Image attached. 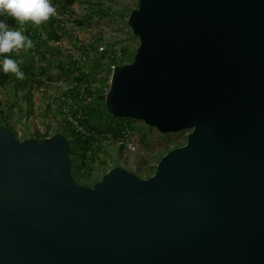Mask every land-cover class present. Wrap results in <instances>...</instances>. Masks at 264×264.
Masks as SVG:
<instances>
[{"label":"water","instance_id":"1","mask_svg":"<svg viewBox=\"0 0 264 264\" xmlns=\"http://www.w3.org/2000/svg\"><path fill=\"white\" fill-rule=\"evenodd\" d=\"M128 25L106 110L186 143L89 186L64 134L0 125V264H264V0H138Z\"/></svg>","mask_w":264,"mask_h":264},{"label":"rangeland","instance_id":"2","mask_svg":"<svg viewBox=\"0 0 264 264\" xmlns=\"http://www.w3.org/2000/svg\"><path fill=\"white\" fill-rule=\"evenodd\" d=\"M53 6L56 12L51 18L60 25L55 28V33H50L52 31L44 26L45 22L39 26L31 23L20 26L11 18L6 20L10 27L20 28L33 43L30 49L10 54L19 63L24 79L18 80L11 73L6 83L0 85V123L13 127L21 140L34 137L38 131L49 136L61 133L73 141L72 129L66 124L62 107L67 102V91L76 81L95 84L96 97L89 105L96 110L97 120L106 124L110 116L104 112L105 101L98 97L106 96L109 89L108 67L121 60L131 62L132 59L124 56L123 49L127 48L132 54L139 45V37L128 25L130 12L138 6V0H57ZM100 46H104V50ZM107 50L108 55L102 58L100 69L92 70V64ZM110 51L116 56L115 61L111 60ZM74 60L83 69L75 71ZM59 64H63L64 70ZM117 122L127 123L138 131V147L135 150L122 148L116 134L106 131V127L94 129V135L85 145L89 148L94 145L96 149L92 169L96 180L115 164L131 171L140 169L139 174L143 177L153 174L160 158L169 150L184 145L189 133L185 130L162 134L138 119L120 118ZM82 148L84 145H74L72 149L73 174H78ZM81 176L75 179L85 184L86 171ZM89 183L95 182L90 180Z\"/></svg>","mask_w":264,"mask_h":264},{"label":"trees","instance_id":"3","mask_svg":"<svg viewBox=\"0 0 264 264\" xmlns=\"http://www.w3.org/2000/svg\"><path fill=\"white\" fill-rule=\"evenodd\" d=\"M57 0H53V2H52V5L56 2ZM67 1H69V0H67ZM60 23V22H59ZM44 26L47 28V29H50L52 32H50V33H55V28L56 27H60V25L57 23V20L55 19V18H51L50 17V19L48 20V21H46L45 23H44ZM50 36L51 37H53L54 36V34H50ZM97 50H98V48H97ZM135 51H136V49H135ZM135 51H134V53H132V54H129V50L127 49V48H124L123 49V54H124V56L126 57V58H130V59H132L133 60V58H134V54H135ZM111 52V51H110ZM109 52V53H110ZM102 56L100 57V60H97V61H95L93 64H92V66H93V68H92V70L94 69V71H96V70H98V69H100V67L102 66V58H104V57H106V55H108V50L107 51H104V52H102ZM110 56H111V60L112 61H115L117 58H116V56L111 52L110 53ZM116 63H119V64H125V63H128L127 61H119V62H116ZM73 66L72 67H74L73 69L75 70V71H79V70H81V69H83V68H81L79 65L77 66V61L76 60H74L73 61V64H72ZM59 67H61L62 68V70H64V67H63V64H59ZM73 69H71V71L73 70ZM10 76H11V73H2V72H0V85L1 84H5L6 83V81L8 80V78H10ZM19 80V79H18ZM100 91V93H102V90H99ZM88 93H91V90L90 89H88V91H87ZM18 93V95H19V92H17ZM67 93L68 94H66V96H67V102H64V103H67L68 104V102H69V98H72V99H74L75 101H78L79 102V104H81L82 102H83V96H81V92H80V90H78V87L77 86H74L73 88H70V90H68L67 91ZM98 99H100V100H103V101H105V96H103V94H101V95H99V97H98ZM94 111H96L92 106H91V104L89 105V103H87V104H84V107H83V115H84V119H82L81 120V124H84V125H88L89 127H90V129L91 130H94V129H96L97 127L98 128H101V127H106V128H104L106 131H108V132H111V133H113V134H117V127H119V126H121L122 124L121 123H123V122H117L118 121V119H120V118H115V117H113L107 110H106V107H104V112L108 115V116H110V120H107L108 122H106L105 120H103V122L105 121V123L106 124H101L100 122H99V120H97V119H99V118H96L95 117V115H96V113L97 112H95L94 113ZM94 116V118H93V121H94V123H93V121H92V119H91V117H93ZM4 121V120H3ZM66 124H67V126L69 127V128H71L72 129V135H73V138H72V140L73 141H70V143H71V153H72V149H73V147H74V145H76V146H78L79 147V145H84V148H82V151H81V153H80V155H79V157H78V159H79V165H78V168H77V173L78 174H75L74 173V176L76 177V178H78V177H82L81 176V170H85L86 171V176L87 177H85V185H89V186H91L92 184H90L89 183V181L90 180H94V182H97L98 180H100V179H97L96 180V178L94 179V177H93V171H92V169H93V164H94V162H95V156H96V154H95V151H96V149H94V147H88V146H86L87 145V143H88V141L87 140H89V139H84L83 138V134L80 132V131H78V130H76V129H74L73 127H72V123L70 122V121H68V120H66ZM0 125H4V124H2V123H0ZM6 126H8V127H10L12 130H13V132L17 135V133H16V131H15V129L13 128V127H11L9 124H7ZM47 136H49V134H41L40 132H36L35 133V135H34V138H36V139H42V138H44V137H47ZM86 144V145H85ZM92 148V153H89V150ZM89 149V150H88ZM116 165H118V164H115V165H112V166H109L105 171H104V173L102 174V175H104L111 167H113V166H116ZM75 170V169H74ZM139 170L140 169H137V171H133V172H135V173H137L139 176H141V177H143V175H141V174H139ZM152 174L151 173H149V174H146L145 175V177H149V176H151Z\"/></svg>","mask_w":264,"mask_h":264},{"label":"clouds","instance_id":"4","mask_svg":"<svg viewBox=\"0 0 264 264\" xmlns=\"http://www.w3.org/2000/svg\"><path fill=\"white\" fill-rule=\"evenodd\" d=\"M55 12L51 0H0V72L24 79L19 63L10 54L33 46L31 39L20 28L10 27L6 20L11 18L20 26L28 23L39 26Z\"/></svg>","mask_w":264,"mask_h":264},{"label":"built area","instance_id":"5","mask_svg":"<svg viewBox=\"0 0 264 264\" xmlns=\"http://www.w3.org/2000/svg\"><path fill=\"white\" fill-rule=\"evenodd\" d=\"M101 50H104V46H100ZM119 63L112 62L108 67L109 79L111 81L112 73L116 66ZM3 73V72H2ZM78 87V90L81 92V96H83V102L79 104L78 101H75L72 98H69L68 104L65 103L62 107V111L64 112L66 120L72 123V127L83 134L84 139H90L91 136L94 135V131L90 129L88 125L81 124V120L84 119L83 115V105L91 102L96 97V86L94 83L81 84L80 82H75V85ZM88 89L91 90V93H88ZM122 125L117 127V143L120 147L125 148L127 150H135L138 147V131L134 130L127 123H121ZM94 147V145H93ZM89 153H92V148L89 150ZM85 170H81L83 174Z\"/></svg>","mask_w":264,"mask_h":264}]
</instances>
